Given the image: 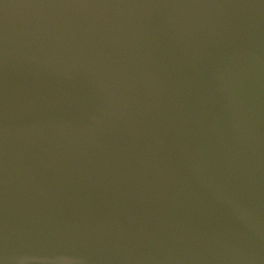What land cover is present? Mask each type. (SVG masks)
<instances>
[{
  "label": "water",
  "instance_id": "1",
  "mask_svg": "<svg viewBox=\"0 0 264 264\" xmlns=\"http://www.w3.org/2000/svg\"><path fill=\"white\" fill-rule=\"evenodd\" d=\"M0 264H264V0H0Z\"/></svg>",
  "mask_w": 264,
  "mask_h": 264
}]
</instances>
